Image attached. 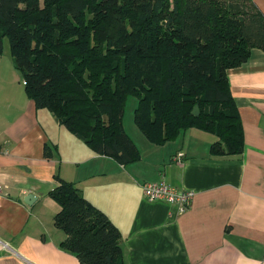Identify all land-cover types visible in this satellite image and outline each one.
<instances>
[{
  "label": "trees",
  "instance_id": "obj_1",
  "mask_svg": "<svg viewBox=\"0 0 264 264\" xmlns=\"http://www.w3.org/2000/svg\"><path fill=\"white\" fill-rule=\"evenodd\" d=\"M5 38L35 108L100 155L141 159L123 123L130 95L153 144L196 128L216 137L212 155L244 150L228 71L264 51V14L252 0H0V54ZM54 152L47 143L45 155ZM55 179L65 249L81 264H125L118 227L75 183Z\"/></svg>",
  "mask_w": 264,
  "mask_h": 264
},
{
  "label": "crops",
  "instance_id": "obj_2",
  "mask_svg": "<svg viewBox=\"0 0 264 264\" xmlns=\"http://www.w3.org/2000/svg\"><path fill=\"white\" fill-rule=\"evenodd\" d=\"M264 14V0H252ZM244 150L212 155V133L191 128L175 140L137 144L123 165L100 155L27 96L10 51L0 54V264H81L62 245L56 173L81 189L122 235L125 264H264V51L229 69ZM145 137V136H144ZM58 153L45 155L46 144ZM195 192L183 213L150 200L146 182ZM36 198L25 201L28 194Z\"/></svg>",
  "mask_w": 264,
  "mask_h": 264
},
{
  "label": "built area",
  "instance_id": "obj_3",
  "mask_svg": "<svg viewBox=\"0 0 264 264\" xmlns=\"http://www.w3.org/2000/svg\"><path fill=\"white\" fill-rule=\"evenodd\" d=\"M144 195L150 200H161L173 205L178 213L185 212L195 196L193 190L178 188L165 181L146 182L142 185ZM4 187L0 180V195Z\"/></svg>",
  "mask_w": 264,
  "mask_h": 264
},
{
  "label": "rangeland",
  "instance_id": "obj_4",
  "mask_svg": "<svg viewBox=\"0 0 264 264\" xmlns=\"http://www.w3.org/2000/svg\"><path fill=\"white\" fill-rule=\"evenodd\" d=\"M4 50H9V41L7 38L4 39ZM138 105V98L134 95H130L127 98L125 111H124V127L127 133L132 137L136 144H140L141 139H145L142 132L139 130L134 121L135 109ZM216 139V137H215Z\"/></svg>",
  "mask_w": 264,
  "mask_h": 264
},
{
  "label": "water",
  "instance_id": "obj_5",
  "mask_svg": "<svg viewBox=\"0 0 264 264\" xmlns=\"http://www.w3.org/2000/svg\"><path fill=\"white\" fill-rule=\"evenodd\" d=\"M193 113H194L195 115H199V108H198V106H196V107L194 108ZM35 198H36V197H35L32 193H30V194H28L27 197L25 198V201H26L28 204H31L32 201H33Z\"/></svg>",
  "mask_w": 264,
  "mask_h": 264
},
{
  "label": "bare ground",
  "instance_id": "obj_6",
  "mask_svg": "<svg viewBox=\"0 0 264 264\" xmlns=\"http://www.w3.org/2000/svg\"><path fill=\"white\" fill-rule=\"evenodd\" d=\"M160 181H164V180H160ZM155 182V181H154ZM166 182V181H165ZM167 183V182H166ZM176 187V186H175ZM143 188V187H142ZM158 201H161V200H158ZM189 209V208H188Z\"/></svg>",
  "mask_w": 264,
  "mask_h": 264
}]
</instances>
